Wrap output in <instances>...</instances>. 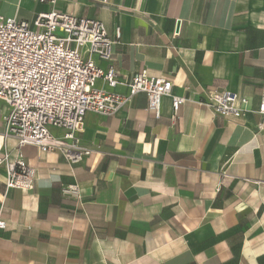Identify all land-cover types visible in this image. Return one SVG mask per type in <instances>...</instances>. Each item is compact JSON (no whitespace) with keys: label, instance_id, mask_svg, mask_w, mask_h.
Here are the masks:
<instances>
[{"label":"crops","instance_id":"obj_1","mask_svg":"<svg viewBox=\"0 0 264 264\" xmlns=\"http://www.w3.org/2000/svg\"><path fill=\"white\" fill-rule=\"evenodd\" d=\"M52 9L98 19L115 40L121 83L96 87L127 93L141 70L173 86L158 119L144 93L113 115L87 112L78 137L90 153L78 163L21 147L31 190H6L0 165V264H264V129L257 115L218 117L202 102L205 90L228 89L256 107L264 0H0L1 15L32 27ZM171 95L185 97L175 119ZM8 111L0 100V152L16 146Z\"/></svg>","mask_w":264,"mask_h":264},{"label":"built area","instance_id":"obj_2","mask_svg":"<svg viewBox=\"0 0 264 264\" xmlns=\"http://www.w3.org/2000/svg\"><path fill=\"white\" fill-rule=\"evenodd\" d=\"M114 37L119 39V27ZM114 41L98 19L52 9L40 12L32 27L26 21L0 14V100L9 107L4 117L5 136L16 140L13 149L0 152L6 190L34 187L35 169L21 152L25 145H34L43 152L58 150L71 164L89 154L78 137L87 112L110 116L144 93L147 109L155 118L160 117L162 97L169 95L173 86L169 79L141 70L126 83L127 93L96 87L97 79L110 88L121 83L109 63ZM93 55L108 62V66H97ZM204 92L202 102L214 115L242 119L251 113L260 119L257 131L264 129V90L254 108L247 96L228 89ZM184 101L183 96L171 95L173 119ZM50 127L62 129L63 135L54 136ZM62 192L79 196L77 185L62 187ZM5 226L0 209V229Z\"/></svg>","mask_w":264,"mask_h":264}]
</instances>
